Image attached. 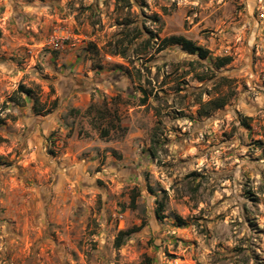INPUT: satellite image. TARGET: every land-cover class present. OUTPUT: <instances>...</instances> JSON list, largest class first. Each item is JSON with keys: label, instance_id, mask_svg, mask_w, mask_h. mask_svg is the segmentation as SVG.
<instances>
[{"label": "rangeland", "instance_id": "obj_1", "mask_svg": "<svg viewBox=\"0 0 264 264\" xmlns=\"http://www.w3.org/2000/svg\"><path fill=\"white\" fill-rule=\"evenodd\" d=\"M0 264H264V0H0Z\"/></svg>", "mask_w": 264, "mask_h": 264}, {"label": "trees", "instance_id": "obj_2", "mask_svg": "<svg viewBox=\"0 0 264 264\" xmlns=\"http://www.w3.org/2000/svg\"><path fill=\"white\" fill-rule=\"evenodd\" d=\"M141 29L142 28L139 25L136 26V31L138 32V34L143 33ZM172 46H177L183 51L187 52L188 54L197 56L201 60L207 59L211 53L208 49L197 45L193 40L185 36H182V35H171V36L161 39L159 51L165 50ZM229 62H230L229 58L218 57L216 58L215 65L217 68H222L225 65H227ZM20 91L25 92L28 97H30L31 95L30 90H20ZM222 105L224 104H221L220 106H217V107H221ZM178 221H180V218H178ZM123 235L124 233L121 232L120 236H123Z\"/></svg>", "mask_w": 264, "mask_h": 264}]
</instances>
